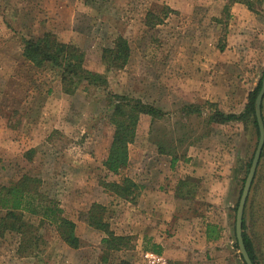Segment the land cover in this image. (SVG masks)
Wrapping results in <instances>:
<instances>
[{"label": "rangeland", "instance_id": "obj_1", "mask_svg": "<svg viewBox=\"0 0 264 264\" xmlns=\"http://www.w3.org/2000/svg\"><path fill=\"white\" fill-rule=\"evenodd\" d=\"M245 1L0 0V186L36 179L30 193L54 200L79 240L69 247L53 223L24 211L39 241L20 255V235L6 232L0 264H243L235 213L258 136L238 120L205 119L212 109L241 113L262 78L264 0H250L253 10ZM44 32L78 47L83 66L106 85L82 81L66 93L58 68L26 60L25 40ZM119 35L129 57L123 68H108L101 55ZM109 93L162 112L139 116L127 166L117 174L103 166L113 132ZM157 143L173 154L158 153ZM258 163L243 212L264 258V157ZM124 177L138 185L134 196L100 184ZM92 204L102 206L116 235L130 236L127 246L105 249V234L86 221ZM206 223L216 226L217 240L204 243ZM152 243L159 256H147Z\"/></svg>", "mask_w": 264, "mask_h": 264}, {"label": "trees", "instance_id": "obj_2", "mask_svg": "<svg viewBox=\"0 0 264 264\" xmlns=\"http://www.w3.org/2000/svg\"><path fill=\"white\" fill-rule=\"evenodd\" d=\"M261 1L252 0L253 4L254 2ZM245 4L249 10H253L250 0H246ZM145 22L147 24L148 21L146 20ZM22 56L36 67H44L48 63L58 68L61 83L66 93H70L82 81L92 86L102 87L106 85V79L101 74H97L83 66V53L78 47L58 41L55 35L50 32H44L38 37L27 38L22 49ZM128 57V41L125 37L119 35L114 39L111 48L103 49L101 61L108 68L114 67L115 69H121L126 64ZM260 82L261 79L258 80L257 85L248 93L247 101L241 113H225L219 109H212L205 119L206 123L208 125L227 124L238 120L246 127L252 128L257 137L258 127L254 113V99L260 88ZM109 96L108 104L112 109L109 115V122L113 127V132L103 166L110 173L117 174L127 166V147L134 140L139 116L144 114L150 117L160 118L162 112L156 107L139 100H131L124 95L109 93ZM187 106H192L197 111L200 108L196 105ZM262 108L263 105L261 104V110ZM156 147L158 153L173 154L171 145L157 143ZM263 157L264 146L260 154L259 162ZM172 159L174 162L176 159L175 156ZM249 164L250 160L246 165V169L249 167ZM256 171L254 177L256 176ZM35 182H37L36 179L25 175L7 187L0 186V236H3L6 232L19 234L21 239L18 252L20 255L29 254L39 241V236L32 235L33 226L23 218L24 211H27L31 214H38L42 221L45 220L53 223L60 239L69 247L76 248L79 240L74 233L75 223L61 215L62 209L54 200H43L40 194L35 192L34 194L30 193L32 191L30 186H33ZM100 184L106 190L123 198L134 196L136 188L138 187L133 180L127 177H124L120 182L102 181ZM32 189H34V186ZM35 197L38 198L36 205L31 203ZM100 211H102L101 205L92 204L88 210L86 221L89 226L105 234V237L101 239L105 249L118 250L127 246L130 241V236L116 235L109 228L108 222L101 217ZM215 228L216 226L211 223L206 224L205 236L207 239H217L219 237ZM246 228L245 212H243L241 235L245 249L254 264H264L259 243L255 239V236H253L254 233H252V236L249 235ZM147 250L157 255L161 253L160 245L155 243H152ZM241 261L243 262L242 258ZM243 264L245 263L243 262Z\"/></svg>", "mask_w": 264, "mask_h": 264}, {"label": "water", "instance_id": "obj_3", "mask_svg": "<svg viewBox=\"0 0 264 264\" xmlns=\"http://www.w3.org/2000/svg\"><path fill=\"white\" fill-rule=\"evenodd\" d=\"M263 96H264V72L261 78L260 88L254 99V113H255V119H256V123L258 127V139H257L256 147H255L252 159H251V163H250L247 175L243 183V188H242L239 200H238L236 213H235V224H234L235 238H236L238 251L245 264H254L251 261L245 249L241 232H242V216H243L244 205L246 202L247 195L249 193L251 182L254 177L257 164L260 158V153H261V150L264 144V123H263V119L261 115V104H262Z\"/></svg>", "mask_w": 264, "mask_h": 264}, {"label": "crops", "instance_id": "obj_4", "mask_svg": "<svg viewBox=\"0 0 264 264\" xmlns=\"http://www.w3.org/2000/svg\"><path fill=\"white\" fill-rule=\"evenodd\" d=\"M151 189L149 188V191H150ZM145 192V195H146V200H148V201H154V198L152 197V195H150V194H148V192L145 190L144 191ZM150 206H154V204H150ZM187 223H189V222H187ZM207 224V223H206ZM206 224L204 225V227H203V230H202V238H203V240H204V243H209L210 241H212V240H217V239H207L206 238V236H205V226H206ZM186 226H189V225H186ZM150 238H151V236L150 235H148ZM148 237V238H149ZM164 238V237H163ZM161 246L163 245L162 243H160V242H158ZM207 252V250L205 251V253ZM161 253H162V250H161ZM160 253V254H161ZM159 256V255H158Z\"/></svg>", "mask_w": 264, "mask_h": 264}, {"label": "built area", "instance_id": "obj_5", "mask_svg": "<svg viewBox=\"0 0 264 264\" xmlns=\"http://www.w3.org/2000/svg\"><path fill=\"white\" fill-rule=\"evenodd\" d=\"M147 256H150V257H155V256H157L156 254H154V253H147Z\"/></svg>", "mask_w": 264, "mask_h": 264}]
</instances>
